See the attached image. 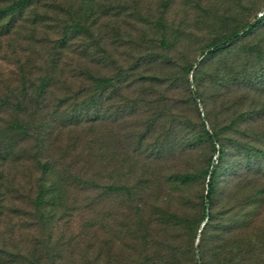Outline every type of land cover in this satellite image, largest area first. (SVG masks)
Masks as SVG:
<instances>
[{"label": "rangeland", "instance_id": "obj_1", "mask_svg": "<svg viewBox=\"0 0 264 264\" xmlns=\"http://www.w3.org/2000/svg\"><path fill=\"white\" fill-rule=\"evenodd\" d=\"M15 1L0 0V10ZM34 2L13 29L0 22V258L10 256L15 264L41 258V264H50V250L58 247L63 264H89L85 257L99 243L127 236L129 221L139 247L143 229H134L133 220L138 208L157 203L179 211L181 201L199 196L206 187L202 176L193 180L190 174L202 170L212 151L206 143L200 150L173 148L161 159H147L149 148L157 152L158 145L139 142L142 128L134 122L87 126L75 135L76 144L73 138L69 142L72 133L60 134L57 123L88 85L84 73L112 78L118 68L156 52L195 61L206 47L250 25L231 50L264 82V0H95L98 12L88 17L82 15V0ZM104 8L111 11L102 14ZM187 79L184 95L197 108L182 115L199 125L204 121L208 129L200 98L201 92L207 95L208 81L198 77L196 83L192 73ZM261 93L255 94L257 102ZM172 97L184 99L178 93ZM227 117L217 108L210 120L223 126ZM6 152L13 156L2 161ZM46 162L66 191L56 209L31 203L40 185L39 164ZM184 177L187 184L181 185ZM197 245L194 240L193 262L203 264Z\"/></svg>", "mask_w": 264, "mask_h": 264}, {"label": "trees", "instance_id": "obj_2", "mask_svg": "<svg viewBox=\"0 0 264 264\" xmlns=\"http://www.w3.org/2000/svg\"><path fill=\"white\" fill-rule=\"evenodd\" d=\"M94 1L82 0L84 17L98 12ZM34 6V0H17L10 8L0 10V22L6 21L8 29ZM108 11L111 9L100 12ZM249 28L250 25L243 29L246 32ZM243 29L232 31L206 47L195 61L183 54L175 61L156 52L138 57L127 68H118L112 78L84 73L88 85L79 91L75 99L78 105H68L60 124L57 123L60 134L66 130L72 133L69 142L73 138L71 143L76 144L75 135L78 137V132L85 131L87 126L118 127L134 122L142 128L139 142L152 141L158 145L157 152L149 148L151 156L147 159L155 156L161 159L173 148L185 153L200 150L206 143H210L212 151L202 170L190 174L193 180L202 176L206 187L199 196L181 201L179 211H169L157 203L147 210L138 208L133 220L134 229H143L140 248L131 234L134 230L129 221L130 226L125 223L129 228L127 236L120 242L115 239L108 245L99 243L85 257L89 264H194V240L202 250L203 264H264V82L249 68L244 56L231 50ZM162 44L167 46L165 40ZM164 69L172 72L161 77L147 76ZM173 71L176 77L170 78ZM190 73L196 83L198 77L200 81H208L207 95L200 93L208 129L204 121L199 125L182 115L197 108L195 100L184 95H188ZM258 89L262 91L260 102L255 99ZM177 93L185 100L174 99L172 96ZM79 99L83 100L78 103ZM217 108L218 113L221 110V115L228 116L223 126L210 120ZM260 123L263 127L257 129ZM11 156L6 152L1 159L5 161ZM40 165V185L31 203L37 208L56 209L66 191L54 179L51 163ZM187 179L184 177L181 185H186ZM50 253L53 254L50 264H63L60 257L63 250L53 247ZM10 258H0V264H15ZM42 260L26 261L41 264Z\"/></svg>", "mask_w": 264, "mask_h": 264}]
</instances>
